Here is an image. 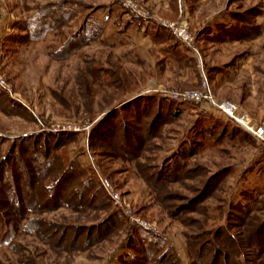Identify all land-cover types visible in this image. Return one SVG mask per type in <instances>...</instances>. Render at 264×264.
<instances>
[{"label": "rangeland", "instance_id": "rangeland-1", "mask_svg": "<svg viewBox=\"0 0 264 264\" xmlns=\"http://www.w3.org/2000/svg\"><path fill=\"white\" fill-rule=\"evenodd\" d=\"M64 4L75 12L72 21L54 27L39 40H24L28 32L22 27L39 9ZM87 19L101 29L100 36L72 56L56 59L54 54ZM164 22L188 26L192 41L185 43ZM128 23L132 27L126 30ZM223 24L236 26L234 31L241 30L243 35L236 31L235 37L222 36ZM157 27L166 30L171 42H159L146 34L147 29ZM172 43L181 44L182 59L162 52ZM106 68L129 80L133 94L128 93L121 101L138 95L176 102L163 92L209 90L216 101L236 104L253 123L264 126V0H0L1 153L5 155L14 141L27 135L73 134L62 149L68 151L70 160L91 168L107 194L102 180L109 181L110 190L122 202L120 206L109 196L111 210H120L126 219L123 229L113 232L110 239L73 252H56L40 239L21 233L16 251L0 247V264H118V258L126 252L128 235L134 230L165 237L182 264H190L184 232L198 234L201 229H185L172 219L164 194L193 199L195 191L202 190L213 174L225 168H232L234 173L218 183L203 207L188 215L192 224L200 221L207 230L226 224L230 204L242 202L247 192L264 205V146L254 139L241 143L242 134L236 140L225 138L218 146L206 147L191 157L187 168L199 169L200 173L193 179L169 184L166 190H153L138 169L139 162L147 164V158L153 166L162 164L193 130L200 115H211L251 136L206 103L176 102L185 108L181 116L165 124L140 161L109 158L100 153L106 147H91V130L104 113L91 120L86 112L99 114L103 100L113 94L94 83L93 75ZM27 148L34 156L35 145L30 142ZM40 216L78 226L90 221L66 207ZM133 217L147 223L148 229L134 223ZM86 236L81 243L88 241Z\"/></svg>", "mask_w": 264, "mask_h": 264}, {"label": "trees", "instance_id": "trees-1", "mask_svg": "<svg viewBox=\"0 0 264 264\" xmlns=\"http://www.w3.org/2000/svg\"><path fill=\"white\" fill-rule=\"evenodd\" d=\"M75 17V12L67 8V4L60 8H41L23 25L22 30L28 32L24 40H39L54 27L72 21ZM130 27L132 23L127 24L126 30ZM235 27L223 24L220 26L221 35L234 36L236 31L243 35L241 30L234 31ZM100 34L101 29L94 28L90 19L85 20L81 28L54 54L56 59L72 56ZM146 34L159 42H171L163 28H149ZM180 45L172 43L162 52L167 57L182 59ZM93 77L97 86L113 92L103 100L104 105L99 114L89 110L86 112L91 120H96L97 116L104 113L93 125L89 136L91 147L95 148L98 144L102 148L106 147L100 152L102 156L140 161L152 149L153 139L159 137L165 124L180 117L185 109L176 102L158 96L134 95L121 101L132 92V88L129 89L128 79L110 68L100 69ZM239 135L242 136L241 143L254 139L211 115H200L193 130L162 164L153 166L147 158V164L139 162L138 169L146 176L153 190H166L169 184L193 179L200 173L199 169L187 168L191 157L206 147L218 146L225 138L236 140ZM72 138L73 134L27 135L14 141L5 155L1 153L3 150L0 146V247L7 246L11 251H16L19 246L17 239L22 233L40 239L56 252H73L110 239L113 232L117 233L125 226L126 219L122 212L116 208L111 210L113 201L96 173L81 161L70 160L68 151L62 149L65 142ZM30 142L36 148L34 156L30 155L27 148ZM233 173L232 168L219 170L204 183L202 190L194 189L196 197L193 199L178 197V194L171 192L164 194L166 197L163 201L169 203L164 205L172 219L181 222L185 229L194 226L201 229L198 234L188 230L184 232L190 264H264V205L251 192L243 194L242 202L230 204L227 222L219 227L204 229L202 222L198 221L194 225L188 216L197 212L198 207H203L204 201L210 198L218 183ZM65 197L68 200L65 201ZM63 207L90 221L78 226L49 221L40 216ZM99 212H105L106 215ZM85 235L89 242L81 243ZM96 235L99 237L95 239ZM69 237H72V241ZM69 243L71 245L66 247ZM125 249L126 252L118 258V264H182L177 250L165 237L142 230H134L128 235Z\"/></svg>", "mask_w": 264, "mask_h": 264}, {"label": "built area", "instance_id": "built-area-1", "mask_svg": "<svg viewBox=\"0 0 264 264\" xmlns=\"http://www.w3.org/2000/svg\"><path fill=\"white\" fill-rule=\"evenodd\" d=\"M127 6V5H126ZM133 15H139L137 12H132ZM166 27H168L178 38L183 40L185 43H189L192 41V35L189 32V28L186 25L178 27L175 24L163 23ZM164 96L172 99L179 103H206V105L212 107L218 113L222 114L226 119L230 122L234 123L242 130L248 132L259 144L264 146V126L257 125L252 122L250 116L246 113L240 111L238 106L231 102H218L216 101L209 90H205L204 92H175V93H166L163 92ZM102 183L105 189L108 191L109 196L117 202L120 206H122L121 198L118 194L113 193L111 189V185L109 181L102 180ZM133 222L143 227L145 230L148 229V224L133 217Z\"/></svg>", "mask_w": 264, "mask_h": 264}, {"label": "crops", "instance_id": "crops-1", "mask_svg": "<svg viewBox=\"0 0 264 264\" xmlns=\"http://www.w3.org/2000/svg\"><path fill=\"white\" fill-rule=\"evenodd\" d=\"M158 48V47H157Z\"/></svg>", "mask_w": 264, "mask_h": 264}]
</instances>
